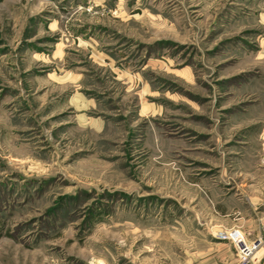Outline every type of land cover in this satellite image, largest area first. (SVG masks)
I'll return each instance as SVG.
<instances>
[{"label":"rangeland","instance_id":"rangeland-1","mask_svg":"<svg viewBox=\"0 0 264 264\" xmlns=\"http://www.w3.org/2000/svg\"><path fill=\"white\" fill-rule=\"evenodd\" d=\"M255 166L264 0L0 2V264H189Z\"/></svg>","mask_w":264,"mask_h":264},{"label":"crops","instance_id":"crops-1","mask_svg":"<svg viewBox=\"0 0 264 264\" xmlns=\"http://www.w3.org/2000/svg\"><path fill=\"white\" fill-rule=\"evenodd\" d=\"M248 181L241 186V201L247 206L222 223L224 229H241L249 239L262 234L264 227V166L249 170ZM189 264H237L235 251L229 243L213 244L202 257H192ZM250 264H264V247L260 249Z\"/></svg>","mask_w":264,"mask_h":264},{"label":"built area","instance_id":"built-area-1","mask_svg":"<svg viewBox=\"0 0 264 264\" xmlns=\"http://www.w3.org/2000/svg\"><path fill=\"white\" fill-rule=\"evenodd\" d=\"M220 239L228 240L235 250L237 264H250L256 253L264 247V227L262 234L249 239L239 229H232L228 233H219Z\"/></svg>","mask_w":264,"mask_h":264},{"label":"trees","instance_id":"trees-1","mask_svg":"<svg viewBox=\"0 0 264 264\" xmlns=\"http://www.w3.org/2000/svg\"><path fill=\"white\" fill-rule=\"evenodd\" d=\"M2 0H0V2H1Z\"/></svg>","mask_w":264,"mask_h":264}]
</instances>
